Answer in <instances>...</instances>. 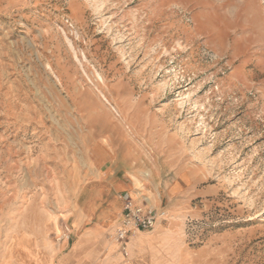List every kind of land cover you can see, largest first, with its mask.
Here are the masks:
<instances>
[{
	"label": "rangeland",
	"instance_id": "rangeland-1",
	"mask_svg": "<svg viewBox=\"0 0 264 264\" xmlns=\"http://www.w3.org/2000/svg\"><path fill=\"white\" fill-rule=\"evenodd\" d=\"M125 193L132 264H264V0H0V264L121 254Z\"/></svg>",
	"mask_w": 264,
	"mask_h": 264
},
{
	"label": "built area",
	"instance_id": "built-area-1",
	"mask_svg": "<svg viewBox=\"0 0 264 264\" xmlns=\"http://www.w3.org/2000/svg\"><path fill=\"white\" fill-rule=\"evenodd\" d=\"M122 208L114 230V237L120 251L128 256V240L136 231H153L165 221L168 211L151 203L143 202L133 193L121 195Z\"/></svg>",
	"mask_w": 264,
	"mask_h": 264
},
{
	"label": "crops",
	"instance_id": "crops-1",
	"mask_svg": "<svg viewBox=\"0 0 264 264\" xmlns=\"http://www.w3.org/2000/svg\"><path fill=\"white\" fill-rule=\"evenodd\" d=\"M115 206H117V202H115ZM112 213H114L113 209H111V206L106 208L105 209V213L103 214V217L102 218H98L100 219L99 221H107ZM116 223V222H115ZM114 229V228H113ZM111 229V230H113ZM112 232V231H111ZM140 232V231H139ZM138 232H135L129 239L128 241V248H129V256H125L124 254H117V255H114V251H113V254H108L105 256V259L104 261L101 263V264H115V263H118L119 260L122 261V264H132L131 263V255H132V247L135 245V242H138V246L140 247H144L146 245V243L148 244V240L147 238L148 237H151L150 235L148 234H145L141 237L137 236ZM142 233V232H140ZM135 235V236H134ZM144 244V245H143ZM113 242H112V239H108V240H104L103 241V247H106V246H113ZM102 247V248H103ZM104 252V251H103ZM131 253V254H130Z\"/></svg>",
	"mask_w": 264,
	"mask_h": 264
},
{
	"label": "bare ground",
	"instance_id": "bare-ground-1",
	"mask_svg": "<svg viewBox=\"0 0 264 264\" xmlns=\"http://www.w3.org/2000/svg\"><path fill=\"white\" fill-rule=\"evenodd\" d=\"M210 2V1H209ZM203 4V3H202ZM206 4H208V3H206ZM205 6V5H204ZM206 6H208V5H206ZM246 8V7H245ZM204 11V10H203ZM209 11V10H208ZM210 14H212V13H210ZM208 16V15H207ZM253 16V15H252ZM254 18V17H253ZM210 20V19H209ZM211 21V20H210ZM209 21V22H210ZM252 23V22H251ZM209 31V30H208ZM212 37V36H211ZM217 40V39H216ZM158 226V225H157ZM156 229V228H155ZM137 232V231H136ZM129 241V240H128ZM112 242H113V244L115 245V249H116V246H117V244H116V240L113 238V236H112ZM128 256H129V248H128Z\"/></svg>",
	"mask_w": 264,
	"mask_h": 264
}]
</instances>
